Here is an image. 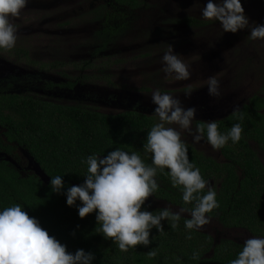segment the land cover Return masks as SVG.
I'll use <instances>...</instances> for the list:
<instances>
[{
	"label": "trees",
	"instance_id": "obj_1",
	"mask_svg": "<svg viewBox=\"0 0 264 264\" xmlns=\"http://www.w3.org/2000/svg\"><path fill=\"white\" fill-rule=\"evenodd\" d=\"M260 90L250 95L237 113L214 119L219 131L227 132L243 116L241 140L235 144L229 141L218 149L220 157L206 154L186 142L190 161L217 193L220 207L206 215L226 228L243 229L252 236H264V82ZM44 105L48 103L30 101L5 106L9 131L16 132L9 141L23 145L49 181L43 182L33 172L22 175L7 162L0 161V209L21 205L40 221L49 235L66 244L67 251L74 253L82 248L93 252V264H230L238 257L244 243L236 239L216 241L200 231L192 232V239H186L189 230L184 227V219L188 217H182L175 229L162 221L164 230L159 232L154 227L148 246L137 245L127 252L121 251L118 244L100 231L96 213L80 218L76 206L66 204V196L51 190L50 180L63 175L66 188L79 185L87 175V157L94 153L107 155L116 147L136 152L146 165H151L152 154L145 152L143 144L159 118L133 110L112 115ZM198 124L206 126V121L195 120V128ZM204 140L207 142L206 131ZM155 178L159 185L153 194L155 198L174 206L191 207L182 201V186H172L167 168L158 169ZM207 191L206 187L201 195ZM142 207L155 212L161 209L148 204ZM152 251L156 252L155 256L150 254ZM193 253L199 259H194Z\"/></svg>",
	"mask_w": 264,
	"mask_h": 264
},
{
	"label": "clouds",
	"instance_id": "obj_2",
	"mask_svg": "<svg viewBox=\"0 0 264 264\" xmlns=\"http://www.w3.org/2000/svg\"><path fill=\"white\" fill-rule=\"evenodd\" d=\"M28 0H0V49H11L16 45L18 28L12 22L20 15ZM204 19L219 21L224 32L236 33L250 27V17L245 12L242 0H207L201 10ZM250 39L264 40V24L256 23L250 28ZM165 74H175L177 80H189L192 71L183 55L176 53L171 44L160 58ZM210 96L219 98L220 81L215 76L208 77ZM192 90L185 92L190 95ZM156 105L154 113L159 122L147 133L145 152L152 154V164L146 165L136 152L116 147L107 155H89L84 182L65 187L63 175L51 177V190L66 196L68 206H76L80 218L95 212L97 224L106 238L118 244L121 251L127 252L137 245L151 243L150 232L155 227L164 230L162 221L173 229L178 227L182 216L184 227L189 230L186 239H192V232L200 230L209 223L206 215L220 207L216 191L210 186L201 170L189 159L188 144L182 139L183 132L192 135L195 142L206 139L213 149L223 148L229 141L233 144L241 140L244 131L240 122L234 123L230 130L221 132L215 120L198 124L196 108H185L179 98L169 92L156 89L151 94ZM239 107L232 112L235 114ZM178 125V128L167 125ZM167 168L173 187L182 186V201L191 207H179L174 211L165 206L158 212L149 211L145 205L147 198L159 188L156 180L157 170ZM206 194L201 195L205 188ZM77 201L80 203L77 204ZM74 234V233H73ZM153 239V238H152ZM156 255L155 251L150 253ZM194 259H199L193 253ZM95 254L84 249L74 253L67 251V245L55 236L49 235L40 221L30 216L19 204L0 209V264H93ZM230 264H264V236H253L244 241L243 248Z\"/></svg>",
	"mask_w": 264,
	"mask_h": 264
},
{
	"label": "flooded vegetation",
	"instance_id": "obj_3",
	"mask_svg": "<svg viewBox=\"0 0 264 264\" xmlns=\"http://www.w3.org/2000/svg\"><path fill=\"white\" fill-rule=\"evenodd\" d=\"M203 7L197 0H28L12 21L16 45L0 49V161L22 175L32 170L15 155L28 150L9 141L16 132L9 131L7 105L41 101L96 112L94 105H101L121 109L112 115H152L145 98L130 90L183 85L167 83L160 58L169 44L183 59V46L195 53L197 60L188 65L199 62L213 71L216 52L200 60L198 55L216 32Z\"/></svg>",
	"mask_w": 264,
	"mask_h": 264
},
{
	"label": "rangeland",
	"instance_id": "obj_4",
	"mask_svg": "<svg viewBox=\"0 0 264 264\" xmlns=\"http://www.w3.org/2000/svg\"><path fill=\"white\" fill-rule=\"evenodd\" d=\"M197 1L199 4L204 3V6L207 2V0ZM242 4L245 8V12L250 17V27L239 30L236 33L224 32L219 21H212V31L214 30L216 32L210 33V36L213 34L214 42L211 40L205 41V53H198L200 60L203 57L206 58V54L216 52L213 58L215 62L213 71L209 72V70L203 69L199 62L192 63V65H190L192 74L189 80H177L175 74L166 75L167 83L170 86H176L171 83L183 81L182 86H176L173 90H163L162 88H154V86H152L151 89H146V91L130 90V92L139 96L141 99L145 98L152 100L151 94L156 89L172 93L175 96L186 95V91L192 90L190 95H187L189 99L187 102L195 100L190 104H196L199 109V111H196V120L206 122L217 117V115H223L224 113H228L240 107L250 95L260 92L264 82V40L250 39V28L254 27L256 23L264 24V0H242ZM194 8L200 9V6ZM186 48L187 47L183 46V54L187 55L188 58L184 59V62L189 64L191 60L192 62H194L193 60H197V56H195V53L192 55ZM142 76L143 75H141V77ZM210 76H215L220 81L222 95L219 98L209 95L207 83L208 77ZM262 94L264 95V93ZM94 106L93 108L98 110V112L106 114L119 112L121 110L119 108H108L101 105ZM211 107H216V109H207ZM218 107L221 108L219 112H216ZM151 112L156 116L154 109ZM194 121L192 123L193 129H195ZM167 126L178 128V125L175 124ZM182 139L195 148L203 150L206 154L213 155L214 157H220L221 155L218 150L213 149L204 139L198 143L195 142L192 135L187 132H183ZM23 150L24 152L26 151L22 149V152ZM15 155L20 158V161L23 160L22 163L25 164L24 161L25 159L27 160V158L23 153L22 155L15 153ZM30 171L33 172L32 170ZM145 204L159 208L170 206L174 211L179 209L178 206H174L162 199H157L154 195L149 196ZM182 217H188V214L185 213ZM198 231L210 234L216 241H219L221 238H231L244 243L246 239L253 237L243 229L226 228L220 225L215 218H211L209 223L205 224Z\"/></svg>",
	"mask_w": 264,
	"mask_h": 264
},
{
	"label": "water",
	"instance_id": "obj_5",
	"mask_svg": "<svg viewBox=\"0 0 264 264\" xmlns=\"http://www.w3.org/2000/svg\"><path fill=\"white\" fill-rule=\"evenodd\" d=\"M176 97L181 100V102H182V104H183V106L185 108L195 107L196 108V111H199V109H198V107H197L196 104H190L192 101H195V100H192L190 102H187L189 100L187 95H182V96L181 95H176ZM145 100H146V103H147V107L150 109V111L148 112V114H152L151 111H153V109L156 107V105H154L152 103V100H148V99H145ZM220 108L221 107H218L217 110H216V112H219V109ZM207 109L214 110V109H216V107H211V108H207ZM233 110L229 111L228 113H224L223 115H217V117H215V118H213L211 120L221 118V117H223V116L231 113ZM210 112H212V111H210ZM152 115H154V114H152ZM211 120H209V121H211ZM22 153L27 158V160L29 161L30 167H31L32 171L34 172V174L37 175L43 182H45V183L48 182L49 181V177L45 174V172L43 171V169L40 167L39 163H37L34 160V158L27 151L24 152V150H23ZM6 159L7 160H10L9 156H6Z\"/></svg>",
	"mask_w": 264,
	"mask_h": 264
}]
</instances>
